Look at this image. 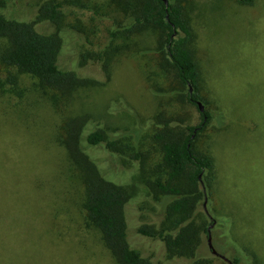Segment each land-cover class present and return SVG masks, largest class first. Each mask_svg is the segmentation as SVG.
I'll list each match as a JSON object with an SVG mask.
<instances>
[{
    "label": "rangeland",
    "instance_id": "374dc122",
    "mask_svg": "<svg viewBox=\"0 0 264 264\" xmlns=\"http://www.w3.org/2000/svg\"><path fill=\"white\" fill-rule=\"evenodd\" d=\"M48 1L60 3L59 26L38 19ZM180 4L193 31L204 111L183 98L187 89L157 49L158 32L128 38L130 14L112 0H8V17L35 20L45 33L62 27L58 63L82 80L63 94L0 56V264H120L87 219L82 171L64 142L78 122L83 148L100 172L131 196L128 240L143 256L154 264L204 258L229 264L209 248L204 230L214 222L219 253L239 264H255L257 255L264 264V0ZM3 44L0 39V52ZM11 74L16 85L8 82ZM205 111L210 120L195 150L213 158L215 178L208 190L202 175L200 191L207 193L190 221L194 255L170 257L165 240L138 231L159 228L174 199L154 189L166 176L155 133L198 127ZM96 129L106 140L91 145L86 136ZM109 142L116 145L108 148Z\"/></svg>",
    "mask_w": 264,
    "mask_h": 264
},
{
    "label": "trees",
    "instance_id": "16d2710c",
    "mask_svg": "<svg viewBox=\"0 0 264 264\" xmlns=\"http://www.w3.org/2000/svg\"><path fill=\"white\" fill-rule=\"evenodd\" d=\"M8 0H0V39L3 40L0 56L1 62L13 66L20 72H25L38 79L43 87L65 93L76 88L82 79L73 71L62 69L58 63L63 46L62 27L55 32L38 31L35 20L24 21L8 17L5 7ZM113 5L124 15L130 14L132 23L124 32L128 38L145 30L158 32V51L163 61L175 71L180 83L187 89L183 98L192 104H198L200 95V67L192 50L193 31L180 4V0H112ZM243 3H253L254 0H242ZM60 3L48 1L39 10L38 19L46 16L52 23H61ZM44 15V16H43ZM11 77V78H10ZM8 82L17 84L14 74L8 76ZM192 89V90H191ZM3 92V90H2ZM200 108V106H199ZM203 122L200 126L170 127L171 121H166L164 130L155 133L163 153V173L155 180L157 193L173 196V201L167 206L166 218L159 228L141 226L142 234L165 240L170 257L193 256L198 244H194L196 230L190 221L197 209L201 197L206 195L207 188L215 178L213 158L204 152L195 150V141L199 133L210 120L208 112H203ZM71 128L66 146L72 161L82 171V181L85 186L83 206L89 223L102 233L103 240L120 264H154L142 252L130 245L127 234L125 206L131 199L130 194L120 184L107 179L90 158L82 145L84 126L77 123ZM83 126V127H78ZM80 128V129H78ZM86 140L91 145H98L106 140L104 131L92 130ZM114 147L116 142L106 144ZM203 180L206 192L200 191ZM205 228V235H208ZM173 233H177L174 235ZM195 233V234H194ZM255 264H260L254 255ZM239 264L238 258L232 259ZM196 264H211L207 259H198Z\"/></svg>",
    "mask_w": 264,
    "mask_h": 264
},
{
    "label": "water",
    "instance_id": "95a60500",
    "mask_svg": "<svg viewBox=\"0 0 264 264\" xmlns=\"http://www.w3.org/2000/svg\"><path fill=\"white\" fill-rule=\"evenodd\" d=\"M164 1H165L166 4L169 3V0H164ZM198 104L200 106V110L201 111H204V107H203L202 103L199 101ZM200 178H202V175H200ZM206 201H207V198H206ZM205 206H206V203H205ZM213 225H214V222L208 228V232H209L208 233V245H209V248L211 249V251L213 252V254H215V255H217V256L225 259L226 261L229 262V264H235L233 262V260H231L230 258L225 257L224 255H222L221 253H219L217 251V249L215 248L214 243H213V237H212V227H213Z\"/></svg>",
    "mask_w": 264,
    "mask_h": 264
}]
</instances>
